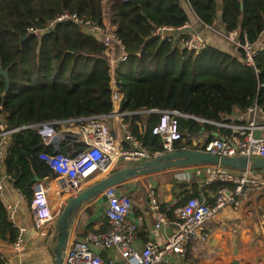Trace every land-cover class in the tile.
<instances>
[{"label": "trees", "instance_id": "obj_1", "mask_svg": "<svg viewBox=\"0 0 264 264\" xmlns=\"http://www.w3.org/2000/svg\"><path fill=\"white\" fill-rule=\"evenodd\" d=\"M186 1L203 25L211 27L219 20L225 33L236 31L250 42L264 31V0H242V9L240 0H221L220 5L218 0ZM186 1L129 0L110 9L116 36L128 54L115 71L117 88L123 93L120 112L127 114L123 122L151 152L161 151L162 142L151 134L160 115L150 110H175L192 117L179 118L182 140L174 143L175 150H204L191 142L192 137L203 133L210 138L212 132L230 134L199 120L230 123L234 110L244 113L254 105L264 111V89H258V84L264 83V53L255 61L257 75L243 65L241 51L232 46L223 50L209 45L194 54L176 42L152 36L158 26L178 29L188 23ZM101 3L0 0V69L7 71L10 79L9 91L5 92L0 76V123L7 129L113 113L110 67L99 37L83 34L69 20L48 26L70 13L103 27ZM30 28L39 29V36L28 34ZM10 140L3 160L5 172L12 178L11 186L30 200L33 177L44 179L52 171L39 159L42 148L35 129L18 131ZM84 149L79 143L60 145V152L66 156ZM220 187L205 185L203 197ZM181 196L184 202L199 198L200 192L194 188ZM172 209L167 213L169 219L174 218ZM16 237L17 230L0 200V238L13 243Z\"/></svg>", "mask_w": 264, "mask_h": 264}, {"label": "built area", "instance_id": "obj_2", "mask_svg": "<svg viewBox=\"0 0 264 264\" xmlns=\"http://www.w3.org/2000/svg\"><path fill=\"white\" fill-rule=\"evenodd\" d=\"M128 1L120 0L122 3ZM186 4L188 5L187 1ZM65 20L76 24L83 34H94L101 37L99 43L105 50L103 57L110 67L114 107L116 103L115 92L119 93L115 71L117 66L128 58L121 41L116 36V27H101L70 13L62 14L48 26ZM186 27L185 25L174 29L170 26H158L153 29L152 36L162 41L176 42L181 49L194 54L205 50L209 44L203 34H180L179 30ZM204 27L226 39L235 51H241L243 65L254 69L255 73L259 74L255 61L264 53V36L262 33L256 41L250 42L246 35L241 37L236 31L225 33L224 30H215L214 26L204 25ZM40 32L39 29L35 28L28 30V34L34 36H39ZM260 88L264 89V83L258 84V89ZM121 99L119 97L117 103L121 102ZM149 112L160 115L158 123L151 130V134L161 140V151L151 152L147 150L141 139L133 134L129 124L123 122V117L127 114L120 111L108 117L113 115L120 122L122 141L128 145L127 149L122 148V145L114 144L110 129L105 123L108 117L105 116L56 120L10 129L0 123V192L3 189L4 180L11 181L12 179L10 175L4 173L3 148L6 145V140L12 134L25 129H35L40 140L39 147L42 148L39 159L52 171V175L55 177L54 185H60L63 191L74 190L92 180L98 173L107 169L113 161L115 163L124 161L136 164L175 151L174 143L182 140L179 118L188 119L192 117L175 110H150ZM246 112L260 113L263 121L261 123L249 121L245 124L234 125L231 122L214 123L199 120L229 130L230 134L223 137L210 138L208 136L201 142H194V146H202L204 147L203 151L218 156L264 158V111L254 105ZM62 125L76 127L77 133L75 135L64 134V130L60 128ZM141 134L139 132V135ZM63 140L84 144L85 149L72 157L66 156L57 150ZM187 169L192 171L194 177L203 175L205 185L220 184L221 187L213 194L211 202H205L199 198H189L182 202L183 198H179L165 210L157 201L154 190L149 188L147 198L149 209L155 219L154 227L156 229L168 222L167 213L179 204L175 210L177 216L176 229L168 234L163 245L160 246L153 241H148L141 251L133 247L140 221L135 223L130 219L131 199L128 195L120 193L118 187L113 186L105 189L102 193L106 202L107 229L87 232L82 239H75L70 244L68 243L62 264H166L172 255L183 256L190 242L219 211L225 207L235 209L240 200L247 194L264 189V176L260 174V170L255 171L249 168L234 170L214 165L192 166L187 167ZM187 178H189L188 174ZM54 185L51 182L46 184L33 182L31 186L32 225L36 233L44 239L51 238V224L55 222L50 207V198L55 191ZM25 232L24 227L17 228V237L12 243L15 250L22 248ZM99 251L109 252L113 256L104 259ZM2 261L3 258L0 257V262Z\"/></svg>", "mask_w": 264, "mask_h": 264}, {"label": "crops", "instance_id": "obj_3", "mask_svg": "<svg viewBox=\"0 0 264 264\" xmlns=\"http://www.w3.org/2000/svg\"><path fill=\"white\" fill-rule=\"evenodd\" d=\"M119 3L120 0H102L103 26H113L110 9L112 5ZM218 3L220 5L221 0H218ZM186 8L189 21L186 24V28L179 30L180 34L201 33L209 45L223 50L232 46L226 39L206 29L197 19L189 5H186ZM214 29L223 31L224 24L217 20L214 24ZM262 35L264 36V31ZM99 39L101 40V37ZM119 92L120 94L115 92V96L122 98L123 93L122 91ZM113 108V114L120 111V102L116 103ZM229 120L234 125L245 124L249 121L257 123L263 121L260 113H242L238 110H234ZM105 123L109 125L114 144L122 145V148H124V144L128 146L122 141L120 122L112 115L106 119ZM139 127L141 126L139 125ZM60 128L64 130V134L75 135L77 133L76 127L62 125ZM139 132L142 133L141 130ZM224 135H226L224 132L223 134L212 132L213 137H223ZM208 136L207 133H203L197 137H192V145L194 146V142L203 141ZM10 141V137L7 138L6 145L3 148V160L6 146ZM121 141L123 142L122 144ZM64 143L70 144L72 147L75 144V142L70 140H63L61 145ZM73 155L68 156L72 157ZM119 162L122 161L112 163L107 171L104 170L98 173L92 180L85 182L74 190L63 191L60 185H54L55 177L48 181L47 183L51 182L55 187V191L50 198V207L55 217L54 221L70 197L76 196L79 190L96 183L106 174L114 171V166ZM4 173L6 174L5 167ZM187 174L189 178H187ZM260 174L264 176V169L260 170ZM203 178V175L194 177L190 169L173 168L150 176L136 177L118 187V191L128 195L132 201L130 219L135 223L140 221L136 238L133 242V247L136 250L141 251L148 241H153L160 246L163 245L168 234L176 229L177 216L175 210L177 207L175 209L171 208L173 210V219L168 218V222L158 229L154 227L155 219L149 209L147 198L148 189L152 188L154 190L157 201L161 207L164 206V209L172 205L175 200L184 198V196L180 197L181 193L188 195L194 191V188L200 192V200L211 202L213 193H208L205 198L202 195L205 188V184L202 183ZM57 181L60 182L62 180ZM0 200L14 228L16 230L18 227L26 229L24 244L20 250H15L11 242L0 238V257L3 258L0 264H53L51 250L55 242L53 240L55 236L54 222L51 224V238L44 239L40 237L32 225L31 198L28 200L22 192L14 189L10 181L4 180L3 189L0 192ZM105 208L106 202L102 195L82 205L74 218L68 243L70 244L75 239H82L87 232L107 229ZM99 254L104 259L113 256L106 251H99ZM117 260L119 261V259ZM234 260H237L239 264H264V189L247 194L240 200L238 207H235V209L225 207L219 211L190 242L185 254L183 256L172 255L166 264H230Z\"/></svg>", "mask_w": 264, "mask_h": 264}, {"label": "water", "instance_id": "obj_4", "mask_svg": "<svg viewBox=\"0 0 264 264\" xmlns=\"http://www.w3.org/2000/svg\"><path fill=\"white\" fill-rule=\"evenodd\" d=\"M240 7L242 9V0H240ZM0 76L4 79L5 92H8L10 85L8 72L0 69ZM57 150L59 151L60 147ZM205 165L222 166L234 170L249 168L259 171L264 169V158L227 157L213 155L203 150L182 149L165 153L150 161L131 164L106 174L96 183L79 190L77 195L70 197L62 208L59 216L54 222L55 242L51 250L53 254V264H62L63 262L64 252L66 251L69 241L70 229L78 209L85 203L101 196L105 189L113 186L120 187L136 177L150 176L173 168ZM52 178L53 175H49L46 179H40L34 176L32 183L43 182L46 184ZM230 264H239V262L234 260Z\"/></svg>", "mask_w": 264, "mask_h": 264}, {"label": "rangeland", "instance_id": "obj_5", "mask_svg": "<svg viewBox=\"0 0 264 264\" xmlns=\"http://www.w3.org/2000/svg\"><path fill=\"white\" fill-rule=\"evenodd\" d=\"M187 5V4H186ZM120 91V90H119ZM120 93V92H119ZM115 99H117V97H115ZM115 105H116V103H115ZM108 125V124H107ZM108 127H109V125H108ZM116 160V159H115ZM113 163H115L114 161H113ZM128 165H131L130 163H127V162H119L117 165H115L114 166V171H116V170H119L120 168H122V167H124V166H128Z\"/></svg>", "mask_w": 264, "mask_h": 264}, {"label": "bare ground", "instance_id": "obj_6", "mask_svg": "<svg viewBox=\"0 0 264 264\" xmlns=\"http://www.w3.org/2000/svg\"><path fill=\"white\" fill-rule=\"evenodd\" d=\"M108 167H109V166H108ZM108 167H107V169H105L106 171L109 169Z\"/></svg>", "mask_w": 264, "mask_h": 264}]
</instances>
